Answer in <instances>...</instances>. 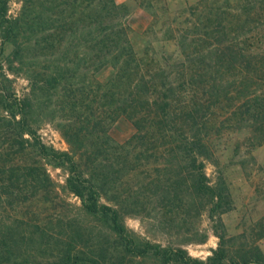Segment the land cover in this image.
I'll list each match as a JSON object with an SVG mask.
<instances>
[{"label": "trees", "instance_id": "trees-1", "mask_svg": "<svg viewBox=\"0 0 264 264\" xmlns=\"http://www.w3.org/2000/svg\"><path fill=\"white\" fill-rule=\"evenodd\" d=\"M53 1L57 0H25L21 12L11 16L8 0H0L1 39L3 44H13L6 70L23 73L29 81V90L17 96L11 85H4L13 79L0 66V138L13 157V167L2 163L9 168L11 187L29 178L22 176L24 171L19 176L22 161L17 155L33 148L46 164L64 169L65 189L80 198L88 215L109 229L106 242L91 248V257L73 255L70 244L61 264H124L128 256L159 264H264L259 248L244 249L236 257L223 242L204 261L182 245L207 241L208 233L196 226L205 211L214 219L232 208L223 175L212 183L206 172L208 162L218 165L222 130L235 122L237 129L248 131L252 144L264 143V58L257 60L239 51L232 41L221 39L208 43L206 53L190 59L192 68L177 79L164 69L149 77L138 70L137 60L121 42L117 23L93 19V8L84 1L75 11L80 19L59 23L65 15ZM206 27L210 32V25ZM227 29L221 21L216 31L227 34ZM61 89L53 110L52 97ZM59 111L69 112L58 123L70 145L68 151L45 145L38 135V116ZM116 114L135 128L119 154L109 133ZM107 118L110 123L104 127ZM143 159L155 164L156 173L148 175L147 186H139L147 190L138 191L128 187V178L138 176ZM38 168L30 166L27 173L50 184V174H40ZM122 185L126 187L120 190ZM142 192L149 202L154 200L155 210L167 209L171 216L161 220L160 226L175 228L177 235L184 236L181 244L153 242L127 226L126 216L147 210ZM4 238L0 239L5 250L0 253V264H12L7 248L11 243Z\"/></svg>", "mask_w": 264, "mask_h": 264}, {"label": "rangeland", "instance_id": "rangeland-1", "mask_svg": "<svg viewBox=\"0 0 264 264\" xmlns=\"http://www.w3.org/2000/svg\"><path fill=\"white\" fill-rule=\"evenodd\" d=\"M24 1L8 0L9 14L17 16ZM83 1L93 8V19L118 24L121 42L132 52L130 57L134 56L137 60L138 70L149 77L164 69L166 75L172 74V79H177L182 71L188 73V69L192 68L190 59L206 53L208 43L214 44L221 39L232 41L239 51L253 55L257 60L264 58V0H114L115 4L113 0H57L52 5L58 11L63 9L65 15L57 18V22L72 23L80 19L81 14L75 11L82 7ZM221 21L228 25L227 34L216 31ZM207 24L210 25V32L206 31ZM12 49L13 44H3L0 35V66L3 65L4 71L13 79L11 84L6 81L4 85H11L20 97L29 90V81L23 73L14 75L6 70V61ZM91 75L89 73L88 77L92 79ZM133 78L136 76L133 75ZM187 78H180V81ZM79 80L81 78L76 82ZM62 91L52 97L53 110ZM68 113L43 112L38 116V135L45 145L61 151L70 150L58 124ZM115 117L109 133L116 142L119 154L124 150V142L135 133V128L125 117L117 114ZM109 121L110 118H107L103 126L109 125ZM248 135L247 130L237 129L235 122L222 130L220 148L216 152L218 165L208 162L206 172L212 183L223 175L232 208L214 219L205 211L197 220L196 226L208 233V239L205 243L182 244L193 257L205 261L223 242L228 245L231 256L238 257L244 249L249 248H259L264 255V143L252 144ZM4 140L0 138V168L4 170L0 175V239L5 237L11 243L7 247L12 252L11 263L61 264L70 244L73 255L91 257V248L106 242L107 236H110L108 227L88 215L81 207L80 198L65 189L64 169L46 164V160H42L33 148L17 155V160L22 161L17 170L19 176L24 171L22 176L29 178H23L20 185L17 186V183L11 187L7 180L9 168L2 166V163L7 162L13 167V157L10 158L4 150ZM109 152L113 157L114 149ZM117 157L121 159V156ZM142 164L138 176L128 178V187L139 189L140 185L147 186L148 175H155V164L149 165L145 159ZM33 165L39 167L40 174L44 171L50 174V184H42L31 178L27 168ZM3 184L8 187L4 189ZM122 187L126 185L120 186V190ZM142 194V198L148 202L147 210L126 216L127 226L153 242L174 247L181 244L184 236L177 235L175 228L163 229L160 226L161 220L171 216L167 209L155 210L154 200L151 198L149 202L145 193ZM103 201H107L105 196ZM218 230L224 239H221ZM3 248L0 240V253L5 251ZM124 264L159 263L154 259L128 256Z\"/></svg>", "mask_w": 264, "mask_h": 264}]
</instances>
